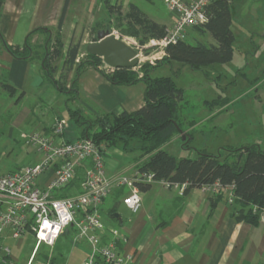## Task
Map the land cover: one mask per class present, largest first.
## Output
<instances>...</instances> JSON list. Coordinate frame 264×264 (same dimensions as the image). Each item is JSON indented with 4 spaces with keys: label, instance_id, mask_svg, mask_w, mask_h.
<instances>
[{
    "label": "crops",
    "instance_id": "obj_1",
    "mask_svg": "<svg viewBox=\"0 0 264 264\" xmlns=\"http://www.w3.org/2000/svg\"><path fill=\"white\" fill-rule=\"evenodd\" d=\"M105 1L70 0L62 27L59 29L65 0H5L0 14V81H7L25 93L29 88L39 90L44 85L41 63L35 58H18L8 48L15 46L22 48L27 43L31 44L33 38L39 35L52 40L55 33L59 32L64 38L63 54L66 55L74 37L82 32L86 34L87 30L95 27L94 24H99L96 18ZM107 1L112 6L120 5L122 11L125 9L128 11L129 6L135 4L133 0ZM148 1L153 2V0ZM116 15L110 13L102 23H110L113 17H117ZM150 18L171 28L176 16L171 13L170 23ZM102 23L99 24L101 29L104 26ZM90 40L84 41L83 38L82 43L87 44ZM88 67L87 77L81 79L80 72L73 80L76 84L77 79H81L80 89L77 90L78 99L85 114L100 112L96 111V106L104 111L95 118L87 119L78 108L85 120L93 121L106 114L119 115L124 111L133 112L144 104L146 89L144 82L116 85L104 76L105 71L102 67L97 69L92 65ZM71 111L75 110L68 111L70 119H72ZM24 112L19 119L16 115L13 120L16 124L26 121L25 117L29 111ZM67 117L63 114L55 115V119H67ZM36 119L39 131L51 132L54 119L44 120L38 117ZM68 125L69 123L67 127ZM82 129L75 135V139L67 138L65 130L63 139L74 141L80 138ZM175 137L181 136L180 134L174 136L169 143ZM256 145L264 150V138H259ZM139 157L138 152L125 153L119 148L106 149L104 155L106 174L113 176L133 172ZM41 159L42 156L39 154L35 162L30 164L37 163ZM51 177V172L43 176V185H46ZM78 189L73 187L70 193L73 194ZM128 193V188H118L103 205L107 206L108 218L111 221L104 224L108 230L113 228L120 230L118 250L123 257L131 256L129 264H264V222L255 225L239 219L235 214L236 206L228 200V193H222V196L217 197L202 188H193L184 193L179 189L167 187L163 181H155L148 191L141 192L142 208L138 213H133L123 204L122 200ZM101 212H104V208ZM114 213H118L119 218L112 217ZM71 231L74 230L69 228L62 235L65 236ZM9 239L12 237L7 232L4 242L8 244ZM60 240L61 237L54 248L43 249L51 263L73 264V261H77L74 255L79 254L84 264L90 246L86 242H73L76 251L72 252L68 251ZM16 262L17 258L12 248L11 260L8 264Z\"/></svg>",
    "mask_w": 264,
    "mask_h": 264
},
{
    "label": "rangeland",
    "instance_id": "obj_2",
    "mask_svg": "<svg viewBox=\"0 0 264 264\" xmlns=\"http://www.w3.org/2000/svg\"><path fill=\"white\" fill-rule=\"evenodd\" d=\"M133 3L150 17L170 23L171 12L163 0H153V2L133 0ZM230 7L233 15L232 29L235 34L234 58L231 62L205 66L201 70H193L188 65L177 62L164 63L152 73L154 77H172L184 91L178 115L183 131L193 135L189 140L190 146L183 145L185 141L182 137H175L165 146L166 151L178 159H194L201 150L220 154L223 159L226 158L231 162L236 160V157L233 153L226 151L227 149L257 144L259 138H264V0H232ZM109 12L105 1V5L103 4L96 18L99 24L104 23ZM127 12L126 9L122 11L123 15ZM116 16L110 23H102L105 27L102 29L110 30L116 37L137 49L140 59L139 66L136 67L138 70L146 64L153 66L152 62L157 64L158 59L156 58L161 54L160 50L156 47L144 49L143 46L147 43L142 44L138 38L125 31L129 28L126 27L127 23L118 21V14ZM99 24H94L95 27L92 30H87L86 34L82 32L72 40L73 44H80L76 62L83 64L79 75L81 79L88 76L89 70V63H86V42L83 44L82 41L83 38L84 41L92 39L102 30ZM35 38L31 45L34 48L35 59L42 63L47 39L42 35ZM63 39V35L56 32L49 46L57 47L64 41ZM184 40L193 45L197 43L208 46L216 44L215 39L209 33H200L193 28L187 30ZM64 59L63 54L62 58L56 62L60 72H62ZM105 64L102 60L99 67L105 70L108 66ZM76 68L77 66L69 74L65 84L69 88L74 87L78 90L81 86V79L78 78L76 84L73 83ZM60 72H58L59 75ZM41 98L44 100L41 101ZM229 98L232 101L228 100ZM78 108L87 119L95 118L104 111L96 106V111H100L97 112L98 114L94 112L85 114L77 93L73 96L70 92H60L46 79L39 90L29 88L19 102H16V97L9 96L0 88V171L7 173L35 162L39 153L27 143L23 135L38 130L37 117L44 118V120L52 118L55 121L56 114L68 116L69 125L66 127V137L75 139L78 131L86 126V124L78 125L74 119H70L68 111ZM24 111H29L25 117L26 121H21L19 125L16 124L13 121L16 115L19 119V116L25 113ZM134 170L131 173L122 174L131 176ZM80 175L82 177V174ZM78 185L80 186V183ZM106 207L103 205L104 212H101L105 223L111 222ZM60 242L66 245L68 251H76L73 247V231L65 236L61 235ZM7 243L14 250L17 258L15 264H26L36 239L30 233L20 239H9ZM74 258L77 261L72 260L73 264H82L79 254H75Z\"/></svg>",
    "mask_w": 264,
    "mask_h": 264
},
{
    "label": "trees",
    "instance_id": "obj_3",
    "mask_svg": "<svg viewBox=\"0 0 264 264\" xmlns=\"http://www.w3.org/2000/svg\"><path fill=\"white\" fill-rule=\"evenodd\" d=\"M231 1L211 0L207 8V20L193 27L200 33H209L215 39L216 44L208 46L197 43L193 45L183 39L166 46L165 56L159 59L157 64L153 62V66L146 64L141 70L121 68L109 73L104 72V76L116 85H132L140 81L145 83L144 104L139 109L133 112L124 111L119 115L106 114L93 121L85 120L79 110L71 111L70 115L78 125L86 124L80 136L91 137L103 149V153L108 148H119L125 153L138 152L140 157L136 160V169L153 174L155 181L187 183L188 187L184 193L216 181L225 187L233 185L235 200L232 204L237 208L235 214L239 219L256 225L260 222V217L253 213V206H264V150L256 144L229 148L226 151L233 153L236 157V160L231 162L226 158L223 159L220 154L201 150L194 159H178L170 154L164 147L174 136L179 135L178 128L182 129L178 111L183 101L184 91L170 76H152V72L162 63L177 62L188 65L193 70H201L205 66L232 61L235 36L232 30ZM4 2L5 0H0V14ZM69 2L70 0H65L59 29L62 27ZM106 4L111 14H118V21L127 23L126 27L129 28L127 30L124 28L125 31L138 38L142 44L150 39L165 37L167 26L151 19L137 5L131 4L128 12L123 15L120 5L112 6L107 0ZM50 43L51 40L47 39L41 63L43 77L58 91L70 92L75 96L76 88L67 87L65 82L69 74L75 70V66H77L76 76L83 69V64L76 62L80 44L70 43L62 72L57 78L59 68L56 62L62 58L64 44L62 42L53 48L49 46ZM8 49L18 58H35L34 48L30 43L22 48L15 46ZM86 63L97 69L102 63V58L86 52ZM140 74L142 77L139 76ZM0 85L9 96L16 97V102H19L25 95L23 91H19L7 81H0ZM186 134L193 137L189 132ZM183 145L189 147L190 141H185ZM82 173L83 168H79L74 181L68 187L57 191L56 196H69L71 188H79ZM137 186L141 192H146L151 188V184H137ZM214 195L220 197L222 193ZM69 228L74 230L73 227ZM43 247L38 250V258L48 259L47 253L43 250H47V246Z\"/></svg>",
    "mask_w": 264,
    "mask_h": 264
},
{
    "label": "built area",
    "instance_id": "obj_4",
    "mask_svg": "<svg viewBox=\"0 0 264 264\" xmlns=\"http://www.w3.org/2000/svg\"><path fill=\"white\" fill-rule=\"evenodd\" d=\"M163 1L175 14V22L164 38L150 39L143 46L144 49L158 48L161 53L156 58L158 60L165 56L166 46L183 40L189 28L207 20V8L211 2ZM112 70L114 68L107 66L104 71L109 73ZM139 76L142 77V74ZM67 124V119L56 118L50 133L37 130L25 133L23 137L42 159L7 173L0 171V264H8L11 260L12 248L4 242L7 232L13 239H20L28 232L34 235L36 245L27 264H52L49 258L39 259L38 250L41 246L53 248L69 227L74 228L75 243L86 242L90 246L84 264H129L131 256L123 257L118 250L120 230L107 229L102 220L101 206L114 190L128 188L129 193L122 202L133 213H138L142 208V194L137 184L154 183L153 174L141 172L135 167L131 176L122 173L108 176L103 149L91 137L64 140ZM79 168H83V173L78 191L66 197H57V191L74 181ZM49 172L52 177L43 185L42 177ZM164 183L183 192L188 187L187 183ZM200 188L213 194L228 193L230 203L235 200L233 185L225 187L216 181ZM252 210L259 215L260 222H264V206L254 205Z\"/></svg>",
    "mask_w": 264,
    "mask_h": 264
},
{
    "label": "water",
    "instance_id": "obj_5",
    "mask_svg": "<svg viewBox=\"0 0 264 264\" xmlns=\"http://www.w3.org/2000/svg\"><path fill=\"white\" fill-rule=\"evenodd\" d=\"M86 52L102 58L104 63L114 69H134L139 64L137 50L122 39L116 38L110 30H100L86 44ZM178 129L184 141L191 140L192 137L188 136L180 127ZM119 216L118 213L112 214V217L119 218Z\"/></svg>",
    "mask_w": 264,
    "mask_h": 264
}]
</instances>
